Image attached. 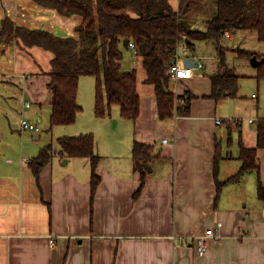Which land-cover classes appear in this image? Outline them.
<instances>
[{
    "label": "crops",
    "instance_id": "1",
    "mask_svg": "<svg viewBox=\"0 0 264 264\" xmlns=\"http://www.w3.org/2000/svg\"><path fill=\"white\" fill-rule=\"evenodd\" d=\"M168 2L177 7L178 0ZM5 17L61 37L75 36L74 27L80 22L77 15H60L32 0H0V22ZM198 42L209 44L200 40L195 46ZM189 55L203 67L177 81L183 87L180 91L179 84L177 90L171 89L177 96L185 90L194 95L189 114L160 120L153 91L149 96L140 95L138 118L126 119L132 124L120 131L122 136L113 134L100 148L98 133L84 128L81 118L55 126L51 137L37 123L47 125L49 120L47 84L52 52L27 47L19 39L0 46V85H5L8 96L20 95L23 104L30 103L28 107L21 103L23 111L12 121V114L5 110L4 116L0 114V264H264V200L257 195V173L249 171L238 181L226 183L219 195L214 177L216 152L217 179L221 181L240 166L239 138L244 146L253 147L256 132L247 134L241 122L237 127L235 118L219 115L214 100L208 97L216 51L211 73L206 72L204 57L191 51ZM17 81L21 86H6ZM77 101L81 105L78 92ZM21 117L39 129H21ZM105 118L100 117L99 122L104 123ZM124 121L118 116L113 126L126 125ZM87 132L94 134V150L100 156L95 169L100 181L92 201L88 158L64 159L56 153L58 144H52L54 138ZM163 138L168 141L162 143ZM122 141L128 148L125 156L120 151ZM133 141L151 145L155 157L135 199L140 180L132 166ZM47 144L52 145L53 155L38 160L36 177L31 161ZM257 161L264 186V148H258ZM218 222L220 237L207 239L202 255L197 254L192 240L180 242L214 229Z\"/></svg>",
    "mask_w": 264,
    "mask_h": 264
},
{
    "label": "trees",
    "instance_id": "2",
    "mask_svg": "<svg viewBox=\"0 0 264 264\" xmlns=\"http://www.w3.org/2000/svg\"><path fill=\"white\" fill-rule=\"evenodd\" d=\"M37 5L54 9L63 16L77 15L80 22L74 27L75 36L61 37L43 29H30L15 24L9 17L0 22V46L19 39L23 45L39 46L52 52L51 70L47 88L50 91L49 129L55 125L75 122L82 106L77 101L79 79L89 75L95 78L94 115L105 116L111 105H117L122 118L135 121L140 113V94L136 69L123 71L120 60L125 39L133 43L134 53L140 58L145 72L143 83L152 86L156 97L157 116L164 120L174 114L188 115L194 95L185 90L180 96L170 88L169 73L176 48L182 40L190 51L195 42L210 41L215 46L216 71L210 77L208 97L218 101L235 97L239 90L234 68L226 62L222 45L225 31L253 30L259 41H264V0H209L204 15H191L196 5L206 0H178L173 8L168 0H32ZM128 47H130L128 45ZM238 57L250 60L256 56L262 63L256 66L255 78L264 79V53L235 48ZM227 122L228 120H224ZM237 127L239 121L234 122ZM256 144L244 146L239 138L240 166L225 180L217 179L218 152L214 157L216 191L229 182H236L249 171L257 173V195L264 200V186L258 176L257 150L264 148V117L255 124ZM60 157H86L90 162V198L92 201L100 177L96 166L100 156L95 152L93 133L62 136L57 139ZM218 147V145H216ZM52 145L43 146L31 161L38 177V160L51 158ZM152 147L133 141L132 166L139 172L140 184L134 192L135 199L151 172Z\"/></svg>",
    "mask_w": 264,
    "mask_h": 264
},
{
    "label": "rangeland",
    "instance_id": "3",
    "mask_svg": "<svg viewBox=\"0 0 264 264\" xmlns=\"http://www.w3.org/2000/svg\"><path fill=\"white\" fill-rule=\"evenodd\" d=\"M210 1L206 0L197 4L191 15H194L195 17L203 16L204 11L208 9L211 4ZM232 37L231 39L224 37L222 39V45L227 48V50L225 51L227 64L230 65L229 67H234L235 74L240 76L238 79L239 90L235 97L223 98L216 102L214 100V103L216 105V110L219 115H224L225 118L230 119L235 118L236 121L241 122V127L245 129L246 133L248 134L249 132L255 131V124L257 118L264 117V79L257 81V79L255 78L256 67L251 65L250 60L238 57L235 54L234 49L239 47L246 50H251L260 55L262 52H264V41H259L256 37V32L253 30H238L235 32V34H232ZM121 49V69L123 71L136 69L138 79V91L142 97L144 95L149 96L153 90L151 85L142 82L145 72L142 68L140 58L135 55L134 49L132 47H125L124 45H122ZM190 51L193 55L200 54V56L204 57L203 61L206 65V72L211 73L213 71V67L215 66V46L212 42L209 41V44H206L204 42H198L196 43V46ZM203 82H205V80ZM178 84L179 83L175 79L170 80L171 89L175 88L177 90ZM2 86L5 85H0V114L4 116L3 110H5L8 115L12 114L11 116H9L12 121L13 119H16V117H19L22 113L21 111H23V108L21 107V103L23 104L22 97L20 95H17L16 97L8 96ZM6 86L21 85L20 82L17 81L15 84H8ZM204 86H207V84L204 83ZM180 88L182 89L183 87H180L179 84L178 91L181 90ZM200 88L202 89V86H200ZM78 93L83 109L77 115V118H81V120L84 122V128L89 127L90 130L88 131L98 133V147H105L104 140H112L113 134H120V131H124L126 130V128H128V125L131 122L129 120L126 121V119L124 121L127 122L126 125H119L118 127L113 126L118 116L122 118L119 112V107L116 104L110 106V114H106L104 123H100V117H96L94 115L93 108L95 78L93 76L84 75L80 77ZM252 95H255V97H253ZM122 120L124 119L122 118ZM250 120H252L253 122H250ZM37 123L40 125L42 124V132H48L50 137L53 136V134L55 133V126H60L55 125L51 129H49V120L47 121V125L44 122ZM110 126L112 127V129L110 128ZM110 130H112L113 132L111 131V133H108ZM233 136V144L230 143V145H233V150L236 153L238 148L237 130L234 132ZM226 142L227 139L225 138L223 140V143ZM52 144L57 146V138H54L52 140ZM121 145L122 147L120 151L125 156L128 153V148L126 149V146L124 145L123 141ZM237 154L238 152L235 154V156Z\"/></svg>",
    "mask_w": 264,
    "mask_h": 264
},
{
    "label": "built area",
    "instance_id": "4",
    "mask_svg": "<svg viewBox=\"0 0 264 264\" xmlns=\"http://www.w3.org/2000/svg\"><path fill=\"white\" fill-rule=\"evenodd\" d=\"M224 36L231 39L232 33L229 31H225ZM128 45L134 49L133 43L130 42V43H128ZM186 58H190L194 61L192 66L188 67L185 65L184 60ZM173 60H174V62L170 66L169 73H170L171 79H175L176 81L189 78L194 70L203 67L202 62H200L199 60H197L195 58H192L189 55V50L184 46L182 40L179 42V44L176 48V53L174 55ZM174 94L177 95V91ZM23 106L28 107V106H30V103L28 101H26V102H24ZM216 121H217V123L221 122L220 119H217ZM250 122H253V121L250 120ZM20 127L23 130L27 129V130H31V131H36L39 129V127L37 126L36 123L30 121L27 118L20 119ZM167 141L168 140L166 138L162 139V143H166ZM220 226H221V223L218 222L214 229H212V230H210L204 234L192 236V238H181L180 242L182 244H188V242L190 240H192V242L195 245L197 254L202 255L206 250L207 239L220 237V235L217 233V228H219ZM51 243L53 244V240H51Z\"/></svg>",
    "mask_w": 264,
    "mask_h": 264
},
{
    "label": "water",
    "instance_id": "5",
    "mask_svg": "<svg viewBox=\"0 0 264 264\" xmlns=\"http://www.w3.org/2000/svg\"><path fill=\"white\" fill-rule=\"evenodd\" d=\"M123 44H124L125 47H128V40L125 39V40L123 41ZM173 62H174V60L171 61V63H173ZM184 63H185L186 66L190 67V66H192V64L194 63V61H193L192 59H190V58H186V59L184 60ZM250 63H251L252 66L256 67V66H258V65H260V64L262 63V60L258 59V58L254 55V56L251 57V59H250Z\"/></svg>",
    "mask_w": 264,
    "mask_h": 264
},
{
    "label": "bare ground",
    "instance_id": "6",
    "mask_svg": "<svg viewBox=\"0 0 264 264\" xmlns=\"http://www.w3.org/2000/svg\"><path fill=\"white\" fill-rule=\"evenodd\" d=\"M62 29V28H61Z\"/></svg>",
    "mask_w": 264,
    "mask_h": 264
}]
</instances>
